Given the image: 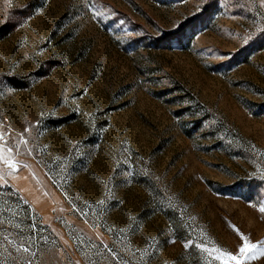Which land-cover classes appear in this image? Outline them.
I'll list each match as a JSON object with an SVG mask.
<instances>
[{
  "label": "rangeland",
  "instance_id": "1",
  "mask_svg": "<svg viewBox=\"0 0 264 264\" xmlns=\"http://www.w3.org/2000/svg\"><path fill=\"white\" fill-rule=\"evenodd\" d=\"M0 134L3 264L264 247V4L0 0Z\"/></svg>",
  "mask_w": 264,
  "mask_h": 264
},
{
  "label": "snow or ice",
  "instance_id": "2",
  "mask_svg": "<svg viewBox=\"0 0 264 264\" xmlns=\"http://www.w3.org/2000/svg\"><path fill=\"white\" fill-rule=\"evenodd\" d=\"M261 3L264 4V0H261ZM0 139H3L2 134H0ZM9 153L13 151L11 147L7 149ZM0 160H3V163L6 164L9 168L15 170L16 164L10 157L0 156ZM262 213H264V206L259 209ZM241 238L243 240L242 246L238 249V254H232L230 252H225L218 249H213V251H219V255L215 257L217 260H222L223 264H228L229 261H234L235 264H244V260L246 259H254L256 258V254H264V247L258 248L257 244L250 243L247 237H244L241 234ZM7 239V237H5ZM11 243V241H10ZM261 245H264V242H260ZM23 251L25 253L29 252L28 247H18L17 251ZM253 250H257V253H253V255H249V253L253 252ZM3 264V262H0Z\"/></svg>",
  "mask_w": 264,
  "mask_h": 264
}]
</instances>
